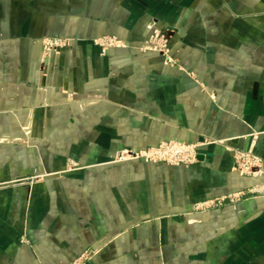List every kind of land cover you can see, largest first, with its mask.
Instances as JSON below:
<instances>
[{
	"label": "crops",
	"instance_id": "0c3cea01",
	"mask_svg": "<svg viewBox=\"0 0 264 264\" xmlns=\"http://www.w3.org/2000/svg\"><path fill=\"white\" fill-rule=\"evenodd\" d=\"M205 137L187 167L112 160ZM235 149L264 159V0H0V264H264V195L192 210L264 182Z\"/></svg>",
	"mask_w": 264,
	"mask_h": 264
},
{
	"label": "rangeland",
	"instance_id": "374dc122",
	"mask_svg": "<svg viewBox=\"0 0 264 264\" xmlns=\"http://www.w3.org/2000/svg\"><path fill=\"white\" fill-rule=\"evenodd\" d=\"M153 27H158V29H160L162 31L161 32L155 31L153 34L149 31L147 37L145 38L142 45L140 46V49L141 50H151L148 47L143 45L145 42H148L149 44H153L157 48H161L163 51V54L152 49L153 51L158 52L165 59H167V58L172 59L171 60L172 64H174V63L178 64L177 60L170 56L169 40H168V37L166 35V32L163 29H161L159 26H152L151 28H153ZM151 31H153V29ZM54 37H58L61 40V42L63 43V47L66 46L69 42L66 37L47 35L41 39V47H42V44L45 43V41H49V39H50V41H52L51 39ZM93 41L97 45H99L102 48V50H107V49H104V47L110 48V47L117 46V45L123 43L116 35H113V34L99 35V36L95 37L93 39ZM98 42H100L101 45ZM166 43L168 45L167 46L168 50L165 49L164 44H166ZM44 53L47 54L48 51L46 53V51H43V49H42V58H43ZM22 131H24V133H26V131L24 129H22ZM210 139H212V138H206L205 137L201 141L187 142V143L206 142ZM164 140H168V139H164ZM164 140H160L158 143H160L161 141H164ZM212 140H213V142H220V140H214V139H212ZM209 143H211V142H209ZM157 144H155V145H157ZM204 144H207V143H204ZM155 145L147 146L146 149H149ZM201 145H203V144H201ZM201 145H199L196 149L197 154H196L195 161L197 160L198 148ZM247 155H249V156H247ZM112 160L116 161V162L129 161V160H118L117 158H114V157ZM195 161H193L192 163L184 164V165H171V166L187 167V166L193 164ZM158 162H162V163H165L167 165H170L169 163H167L166 161H163V160H157V161H154L152 163H158ZM263 166H264V159L261 158L259 155H257L255 152H253L251 149H247V150L235 149V150H233V166H232V169L234 171H236L238 174H240L242 176H251L255 173L264 174ZM38 177H40V176H37V175L36 176H30L29 179L31 181L33 179H37ZM18 180L20 183L21 179H18ZM8 182H13V181L9 180ZM5 183L6 182L2 181L0 183V185H3ZM256 195H264V182L260 183V184H257V183L253 184L252 186H249L247 188H244V189H241V190H238L235 192H230V193H227L224 195L215 196L213 198H208V199L196 201L192 205V210L195 212L208 211V210H211L214 208H219V207L223 206L224 204H227V203L232 204V203H235L241 199L247 198L249 196H256ZM21 240L26 241V238L24 236H21ZM97 252H98L97 248L84 247V248L80 249L70 260H68L66 262V264H86L89 260H91L94 257V255Z\"/></svg>",
	"mask_w": 264,
	"mask_h": 264
},
{
	"label": "built area",
	"instance_id": "2783aa9c",
	"mask_svg": "<svg viewBox=\"0 0 264 264\" xmlns=\"http://www.w3.org/2000/svg\"><path fill=\"white\" fill-rule=\"evenodd\" d=\"M152 29L153 31H151ZM155 31L161 32L162 30L158 29V27H153L150 29V32L152 34ZM51 40L52 41H50L49 39V41H45V43L42 44L43 51H46V53L48 51L47 54L44 53L43 59L47 58V56L52 54L53 52H58L63 47V43L58 37H54ZM98 43L101 45L100 42ZM143 45L151 50L153 49L163 54L162 49L155 47L153 44H149L148 42H145ZM164 45H165V49L168 50L167 43ZM104 49L107 48L104 47ZM164 60L166 63L172 64L171 61L172 59L164 58ZM209 142H213V140L210 139L206 142L187 143L177 138H170L168 140L161 141L160 143L149 149L124 148L116 152L114 158H117L118 160L142 159L147 162L163 160L169 163L170 165H184L195 161L197 154L196 149L199 145Z\"/></svg>",
	"mask_w": 264,
	"mask_h": 264
},
{
	"label": "water",
	"instance_id": "95a60500",
	"mask_svg": "<svg viewBox=\"0 0 264 264\" xmlns=\"http://www.w3.org/2000/svg\"><path fill=\"white\" fill-rule=\"evenodd\" d=\"M263 168H264V166H263Z\"/></svg>",
	"mask_w": 264,
	"mask_h": 264
}]
</instances>
